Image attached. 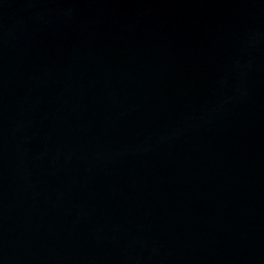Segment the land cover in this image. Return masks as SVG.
I'll use <instances>...</instances> for the list:
<instances>
[{
    "label": "water",
    "instance_id": "water-1",
    "mask_svg": "<svg viewBox=\"0 0 264 264\" xmlns=\"http://www.w3.org/2000/svg\"><path fill=\"white\" fill-rule=\"evenodd\" d=\"M0 264H264V0H0Z\"/></svg>",
    "mask_w": 264,
    "mask_h": 264
}]
</instances>
